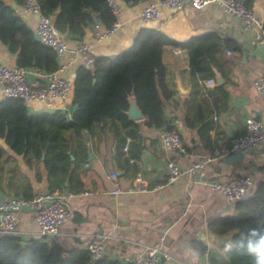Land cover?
<instances>
[{
  "label": "crops",
  "instance_id": "obj_1",
  "mask_svg": "<svg viewBox=\"0 0 264 264\" xmlns=\"http://www.w3.org/2000/svg\"><path fill=\"white\" fill-rule=\"evenodd\" d=\"M145 4L144 1L122 3L124 11L120 26L112 36L100 42L94 40L96 35L91 28H87L81 38L64 33L68 50L57 59L59 65L65 64L62 73L73 80L78 65H81L80 61L70 62L72 49L79 40L92 42L96 55L114 56L127 47L135 31L144 24L139 12ZM251 7L263 20L264 0H252ZM17 11L34 30L36 17L23 13L20 5ZM146 25L156 27L178 42L192 35L216 31L220 36L236 39L241 48L223 52V59L217 61L223 74L221 70L215 71V85L204 88L199 82L201 77L193 78L190 73L187 50L171 43L163 46L165 79L171 91L165 100V119L182 135L185 152H167L159 139L163 127L148 126L142 112L137 118L127 113L128 118L138 124L132 132L121 128L119 122L115 128L107 120L91 133L84 130L87 157L77 170L82 186L73 191L65 181L60 188L71 192L67 203L73 214L63 223L55 239L65 249L86 248L99 236L103 238L105 255L122 264H132L145 245L163 238L165 250L173 257L172 264H204L206 251H202L197 242L207 250L224 253V243L230 241V235L214 234L208 224L216 217L234 213L233 204L223 194L200 182L196 173L166 184L165 164L167 160H173L187 167L192 162H202L207 177L221 181L250 174L254 179L250 191L259 181H264V144L261 149L242 152L224 150L234 137L244 132L247 116L255 115L264 126V98L253 86L254 80L264 74V47L254 43L256 26L245 29L240 19L216 3L203 9H194L189 3L178 11L162 8L160 18ZM175 47L180 49L178 53L173 52ZM0 57L7 64L15 65V56L1 42ZM42 73L29 68L31 77ZM133 104L135 110L140 111L131 95L129 106ZM197 106L201 108L203 118H199ZM27 110L31 114L52 111L40 102L33 103ZM206 120H211L213 126L208 132H200L199 127ZM125 144L127 150L123 149ZM111 172L117 175L120 191L115 190ZM11 173L28 176L33 192L48 189L44 172L40 180L35 179L34 172L25 165L21 155L5 147L0 156L2 184ZM136 174L147 180L149 190L132 189ZM158 183L165 184L152 188ZM19 218L20 236H36L38 229L33 213L23 210Z\"/></svg>",
  "mask_w": 264,
  "mask_h": 264
},
{
  "label": "trees",
  "instance_id": "obj_2",
  "mask_svg": "<svg viewBox=\"0 0 264 264\" xmlns=\"http://www.w3.org/2000/svg\"><path fill=\"white\" fill-rule=\"evenodd\" d=\"M0 0V42L15 56V65L41 72L57 69L56 53L40 42L17 11L22 0ZM138 3L152 0H120ZM43 13L50 15L55 27L64 35L79 38L91 28L109 27L115 17L107 0H38ZM251 6L252 0H246ZM264 28V18H263ZM171 43L185 48L193 78L214 76L221 66L226 49L239 50L240 42L216 31L192 35L183 42L170 39L156 27L143 24L133 34L131 43L114 56L96 55L93 68L78 65L73 78V92L69 110L43 111L31 114L20 98L0 99V156L5 147L21 155L25 165L40 180L47 181L48 191L60 189L65 181L75 191L82 186L77 172L87 157V139L83 134L94 131L100 123L116 122L124 129L136 130L138 124L127 116L129 97L146 116L151 127H172L164 113L165 100L171 91L165 79L162 49ZM221 74H223L221 70ZM199 118L202 110L197 106ZM211 120L201 123L200 132L212 128ZM202 134V133H201ZM0 189L10 195L30 198L33 187L28 176L8 175L5 184L0 177ZM234 213L219 216L208 227L217 235L229 234L238 239L251 229L264 228V181H259L246 199L236 200ZM209 264H255V256L246 250L220 253L206 249ZM0 264H122L118 259L103 255L90 261L87 248L65 249L55 238L38 236L23 238L18 234L0 232Z\"/></svg>",
  "mask_w": 264,
  "mask_h": 264
},
{
  "label": "built area",
  "instance_id": "obj_3",
  "mask_svg": "<svg viewBox=\"0 0 264 264\" xmlns=\"http://www.w3.org/2000/svg\"><path fill=\"white\" fill-rule=\"evenodd\" d=\"M107 3L115 17L109 27L97 26L95 41L100 42L109 38L121 24L123 5L120 0H107ZM189 3L194 9H203L210 3H216L225 11L240 19L245 29L257 27L254 35V43L258 47H264L263 20L255 13L253 8L247 5L246 0H152L145 4L139 12L142 23L148 24L160 18V10L166 8L171 11L183 9ZM20 9L36 17L35 37L43 44L49 46L58 57L67 50V42L64 35L55 27L50 15L43 13L38 0H22ZM178 47L173 48L178 53ZM73 57L70 62L80 61L82 65L93 68L96 53L93 43L79 40L78 45L72 49ZM65 64H58L56 70L43 72L31 77L29 68L17 65H9L0 57V96L1 98L15 97L23 100L27 107L33 103H43L50 110H71L73 80L62 73ZM204 88L215 85L214 77H205L199 80ZM254 88L264 98V74L253 82ZM244 132L232 139L230 146L225 151L242 152L249 149H261L264 144V126L255 115H249L244 121ZM159 139L167 152L181 154L185 152V143L180 132L174 127H163L159 133ZM124 150L128 145L123 146ZM131 160H133L131 158ZM166 181L171 183L189 173H196L198 180L209 186L212 190L223 194L229 202L246 199L250 187L254 183L252 175L245 174L231 177L227 181L207 177L202 162H192L183 167L173 160H167ZM110 178L115 181V190L120 191L121 186L117 182L115 172L110 173ZM135 191H147L151 187L146 179L136 174L132 179ZM165 183H158L152 188L162 187ZM71 192L63 189L54 191H34L30 198L22 196L4 195L0 191V232L6 234H19L17 229L19 213L23 210L33 213V221L37 226L36 236L43 239L56 238L61 232L64 222L72 217V210L67 203ZM90 261L94 262L105 255V245L102 237L90 241L86 246ZM173 257L164 248V240L160 238L151 245H145L132 264H172ZM204 264H209L208 253H204Z\"/></svg>",
  "mask_w": 264,
  "mask_h": 264
},
{
  "label": "clouds",
  "instance_id": "obj_4",
  "mask_svg": "<svg viewBox=\"0 0 264 264\" xmlns=\"http://www.w3.org/2000/svg\"><path fill=\"white\" fill-rule=\"evenodd\" d=\"M240 250H246L255 256V264H264V228L251 229L238 239L224 243L225 253Z\"/></svg>",
  "mask_w": 264,
  "mask_h": 264
},
{
  "label": "water",
  "instance_id": "obj_5",
  "mask_svg": "<svg viewBox=\"0 0 264 264\" xmlns=\"http://www.w3.org/2000/svg\"><path fill=\"white\" fill-rule=\"evenodd\" d=\"M11 4H12L13 7H16V3H15V1L12 0V1H11ZM135 103H136V102H135ZM134 107H135L134 104L131 105V106H129V108H128V110H127V113H128V115H129L130 117H132V118H137V117L140 116L141 111L135 110ZM70 108H71V105H68V109H70ZM225 160H229V158H225Z\"/></svg>",
  "mask_w": 264,
  "mask_h": 264
}]
</instances>
